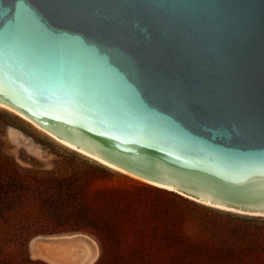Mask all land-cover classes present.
I'll use <instances>...</instances> for the list:
<instances>
[{"label": "water", "instance_id": "1", "mask_svg": "<svg viewBox=\"0 0 264 264\" xmlns=\"http://www.w3.org/2000/svg\"><path fill=\"white\" fill-rule=\"evenodd\" d=\"M0 102L145 179L264 212V0H0Z\"/></svg>", "mask_w": 264, "mask_h": 264}, {"label": "rangeland", "instance_id": "2", "mask_svg": "<svg viewBox=\"0 0 264 264\" xmlns=\"http://www.w3.org/2000/svg\"><path fill=\"white\" fill-rule=\"evenodd\" d=\"M90 164L106 170L98 176L97 185L119 187L128 194L133 204L129 218L142 223L147 234L156 231L172 238L209 243L213 254L232 253L235 264H264V216L239 214L207 206L112 170L60 144L30 122L0 107V183L12 181L11 177L19 175V171L25 178L22 181L27 182L23 185L25 198L19 200L17 197L15 200V204L23 209L21 214L12 218L18 224H1L4 219L0 218V251L3 255L13 260L14 264H60L35 255L33 245L41 242L58 243L61 240L56 237L75 231H65L64 226L60 225L56 226L58 231H35V227L31 228L28 224L39 221L54 224L65 222L67 216H58L55 214L56 208L52 209L54 204L64 203L67 198L59 195L58 186L53 182V172L59 166L78 168L76 170L82 172ZM41 206L49 210L45 212ZM247 220H253L254 223H248ZM81 232L98 242L101 256L102 246L98 238L89 232ZM242 232L248 233L246 241H237L236 235ZM134 237L132 233L130 238ZM225 238L232 243L223 242ZM132 246L133 243L128 241L120 249L124 259L131 258ZM162 255L165 257L164 251ZM100 256L94 264L100 260ZM164 263L176 264L168 258Z\"/></svg>", "mask_w": 264, "mask_h": 264}, {"label": "trees", "instance_id": "3", "mask_svg": "<svg viewBox=\"0 0 264 264\" xmlns=\"http://www.w3.org/2000/svg\"><path fill=\"white\" fill-rule=\"evenodd\" d=\"M76 169L78 168L59 166L53 172V182L58 186L56 189L59 190V195L67 198L64 203L54 204L52 209L56 208L55 214L58 216H67L65 222L54 224L39 221L29 223V227H35V231H58L56 226L60 225L64 226L65 231H85L93 234L102 246V254L96 264H163L166 258L176 264H235L232 253L213 254L209 243L172 238L156 231L147 234L142 223L129 218L133 204L123 189L96 184L98 176L104 173L105 169L91 164L86 165L82 172ZM20 173L19 171V175L12 176V181L0 183V218L4 219L1 224L7 226H16L18 223L12 218L23 210L15 204L17 197L20 200L26 196L23 185L27 182L22 181L25 178L23 179ZM45 204L47 205L46 202ZM42 208L45 212L49 210L47 207ZM42 215L47 216L45 213ZM247 222L254 223L253 220ZM132 233L135 235L134 239L130 238ZM246 235V232L237 234V241H246ZM128 241L133 243L129 260L124 259L120 252ZM222 241L231 242L227 238ZM163 251L165 257L162 255ZM0 264L14 262L0 251Z\"/></svg>", "mask_w": 264, "mask_h": 264}, {"label": "bare ground", "instance_id": "4", "mask_svg": "<svg viewBox=\"0 0 264 264\" xmlns=\"http://www.w3.org/2000/svg\"><path fill=\"white\" fill-rule=\"evenodd\" d=\"M0 107L7 109L19 117L23 118L24 120L30 122L33 124L36 128H38L40 131L45 133L46 135L50 136L60 144L84 155L87 158H90L112 170H115L117 172L123 173L125 175L131 176L133 178L142 180L148 184H151L153 186H156L158 188H162L168 191H173L176 193H179L183 196H186L188 198H191L195 201H198L202 204H205L207 206H211L214 208L226 210L229 212L239 213V214H245V215H252V216H264V212H253V211H246L242 209H238L232 206H226L224 204L220 203H214L209 200H203L197 197H194L192 195H189L187 193H184L182 191H179L176 189V187L168 184H163L160 182L151 181L148 179H145L133 172H130L122 167H119L115 164L110 163L109 161L100 158L99 156L93 154L90 151H86L82 149L81 147L74 145L70 143L69 141L65 140L64 138H61L57 134L53 133L52 131L46 129L42 125H40L38 122L30 118L29 116L25 115L24 113L18 111L17 109L0 102ZM59 240H61L58 243H49L44 242L41 244L34 243V253L39 254L48 260L60 263V264H94L97 259L100 256V247L98 242L90 237L87 234L84 233H72V234H66L62 236L56 237ZM37 242V241H36ZM53 244V245H51Z\"/></svg>", "mask_w": 264, "mask_h": 264}]
</instances>
